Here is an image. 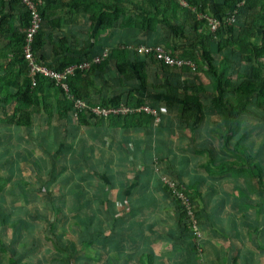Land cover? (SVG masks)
I'll return each mask as SVG.
<instances>
[{
    "label": "trees",
    "instance_id": "16d2710c",
    "mask_svg": "<svg viewBox=\"0 0 264 264\" xmlns=\"http://www.w3.org/2000/svg\"><path fill=\"white\" fill-rule=\"evenodd\" d=\"M44 1L42 0L39 8L41 27L32 43L36 59L55 70H64L67 66L85 61H89L91 66L88 69H77L68 78L69 94L73 97L58 86L54 79L43 75L38 74L36 84L33 85L24 56L25 28L32 20L30 10L22 0H0V125L23 128L33 126L35 114L39 112L40 107L45 103L44 107H52V102L47 96L52 89L56 91L55 101L61 106L48 118L49 126L70 122L76 112V118L79 120L111 119L114 125L124 124L126 127L151 125L156 119L155 115L145 111L98 116L87 108L77 109L75 102L78 99L87 101L89 105L99 102L98 104L105 107L121 104L131 107L149 105L158 111L164 105L169 112L176 107V99H179L183 104L182 120L188 122L205 117L203 110L206 106L202 99L210 97L207 107L216 113L215 122L220 121L217 131L221 135V147L228 154L239 158L225 155L217 161L216 155L213 154L209 162L213 165L216 163L222 177H237L247 171L251 177L247 182L249 189L244 190L246 192L237 189L238 193H233V206L239 211L233 233L219 228L224 241L232 249V254L223 258L215 252L218 242L212 237V232L205 234L202 231L201 239L193 236L186 207L166 184V190L179 209V238L188 247L189 261L192 264H226L227 260H230L231 264H260L258 261L254 263L255 257L252 254L264 250V167L257 160L254 162L252 150L244 138L250 136L255 130L254 126L257 127L256 132L262 130L261 133L264 134V0H184L186 4H183L182 0H71L66 4L70 13L74 12V9L84 15L89 13L93 22L98 23L95 38L97 43L94 44L95 47H91L90 40L79 43V39L75 38L76 46L81 48V52L86 50L85 55L62 58L51 63L52 60L48 59L45 53L54 37L46 30V22L53 26L55 18L50 15L51 4L48 5V2ZM235 10L237 12L232 22L224 19ZM202 15L217 17L222 23L216 30H212L208 20ZM56 22L55 27H59L60 23ZM112 28H134L144 34L162 30L161 38L156 43L163 45L174 55L191 59L196 67L192 69L188 66L163 64L152 55L137 53L134 49L137 46H129L132 50L110 53L100 62H95L94 59L99 54L96 48L100 43V33ZM62 41L68 42L70 47L75 45L68 35L63 36ZM53 46L56 45L53 43ZM92 49L96 51L90 52ZM72 51L76 53L75 48H65L57 52V56ZM151 64L157 65L158 71L179 83L162 86L166 90L161 92L165 97L164 102L162 99L153 102L154 96L151 93L160 86L152 84L154 89L150 90V75L147 69ZM113 67L118 77L124 80L130 82L138 78L141 89L137 87L131 90L128 97L119 94L96 99L94 102L90 98L95 92L92 94L87 86L96 87L99 79L109 83L105 74L111 72ZM119 82L123 86V82ZM179 88L184 92L180 93ZM190 90L197 93L189 94ZM253 115L256 116V122L251 119ZM80 167L85 169L86 165ZM68 169L72 170L71 165L65 164L63 170ZM56 171L48 173L44 187H47L45 185L50 178H56ZM0 173L1 177L5 175V182L0 183V264H156L158 256L154 251H142L143 258L136 247L129 248L128 243L125 244L122 240L109 239L103 230H93V219L87 220V214L65 211L66 201L77 199L71 195L66 196V192L62 196H56L53 190H49L46 197L30 198L31 204L36 207L27 214L13 213L7 206L12 193L6 186V181L11 178L10 170ZM237 179L240 180L239 177L230 180ZM71 180L72 178H65L61 188L66 189ZM78 185L71 188L79 189L83 186ZM233 185L234 181L226 180L225 186L233 188ZM17 186L20 188L16 189L21 191L14 190L23 193L24 188L18 184ZM179 187L184 188L181 184ZM184 189L197 215L195 201L190 192ZM25 199L28 197L24 196L23 200ZM40 200L43 209L39 207ZM82 217L83 221L80 220ZM113 219L119 218L117 216ZM198 220L200 221V218ZM81 225L86 227L81 228ZM100 237L102 240L109 239L115 249L114 254L102 249L108 256L104 262L103 252L102 255H96L94 260L85 257L86 243H91L94 247L101 245L98 241ZM259 261L264 264V259ZM159 264L168 262L160 259Z\"/></svg>",
    "mask_w": 264,
    "mask_h": 264
},
{
    "label": "crops",
    "instance_id": "0c3cea01",
    "mask_svg": "<svg viewBox=\"0 0 264 264\" xmlns=\"http://www.w3.org/2000/svg\"><path fill=\"white\" fill-rule=\"evenodd\" d=\"M46 1L48 5L51 4V18H55L53 26L46 22V30L54 37L45 53L47 58L52 60L50 63L62 58L83 57L86 50L81 52V48L76 46L75 38L79 39V43L90 40L89 44L92 47L97 43L95 38L98 23L93 22L89 13L84 15L75 9L70 13L66 4L71 0H45L44 3ZM56 21L60 23L59 27H55ZM161 33L162 30L144 34L134 28L108 29L101 31L98 41L100 43L96 50L99 51L98 56L106 51L109 56L110 53H118L121 50H132L133 48L129 46L156 45ZM65 35L71 37L75 45L70 47L68 42L62 41ZM53 43L56 46H53ZM65 48H75L76 53L72 51L57 56V52ZM96 50L92 49L90 52ZM147 71L150 75V90L154 89L152 84L160 86L151 93L154 96L153 102L165 100L161 92L166 90L162 86L179 84L176 79H170L167 74L158 71L155 64H151ZM118 76L113 67L111 72L105 74V79L109 83L99 79L98 87L87 86L92 94L95 92L90 99L95 102L96 99L119 94L128 97L131 90L137 87L141 89L142 85L138 78L129 82ZM119 81L123 82V86ZM178 91L184 92L182 88ZM192 92L195 91H188L189 94H193ZM47 96L52 102V107H44L46 103L40 107L39 112L35 114L33 126L27 128L16 126L19 129L12 130L10 125H0L1 131L14 133L12 137L14 140L8 142L14 150L15 164L8 168L11 178L6 181L7 189L12 192L7 206L14 209L13 213L24 214L28 206L36 207L31 204L30 198L46 197L49 190L56 192V196H62L60 191H66V196L71 195L77 199L72 202L66 201L65 211L87 214V220L93 219V230H103L109 239L122 240L125 244L128 243L129 248L136 247L140 255L142 251H154L158 256L156 264L160 263V259L167 261L168 264H192L189 261V249L179 238L181 233L179 209L166 190V183L163 181V177L166 176L190 192L195 201L202 231L205 234L212 232V237L218 242L215 246L216 254L223 258H228L227 255L232 254V249L224 241L219 228H225L226 232L235 230L239 211L233 206L235 205L233 195L238 193L237 189L248 190L247 182L251 177L245 171L244 174L237 176L240 180H230L237 177L232 175L222 177L216 163L213 165L209 162L213 154L216 155L217 161L223 159L225 155L239 158L228 154L221 147L222 139L217 131L220 121L215 122L216 113L207 107L210 97L202 99L206 106L203 110L205 117L202 120L183 121L181 117L183 104L176 99L178 103L171 112L164 105L161 106L162 113L153 124L126 127L124 124L114 125L111 119L94 121L89 118L87 121L79 120L74 117L75 115L70 122L49 126L48 118L54 111L60 109L61 104L55 101L57 95L54 89ZM170 99L174 100L171 97ZM65 164L71 165L72 170H63ZM83 165H86L85 169H81L80 166ZM52 170H57L58 174L53 180L50 178L45 185L47 187H44L43 183L47 180L45 178ZM65 178L72 180L63 190L61 186ZM226 180L234 181V187L225 186ZM17 184L24 188L23 193H18L21 190L16 189L20 188ZM78 184L83 185L82 188H71L79 186ZM241 187L243 188L240 189ZM24 196L28 197L25 201ZM42 206L40 200L39 207L43 209ZM117 216L118 220L113 219ZM257 218H260L259 213ZM80 220L83 221L84 218ZM213 224L216 225L212 228ZM109 239L103 238L101 241L103 246H93L95 250L90 259L94 260L96 255H102L103 252L104 262L108 257L104 251L115 253ZM252 255L255 261L262 262L259 260L264 259V250L255 251ZM141 257L144 258L143 255ZM226 264H231L230 260H227Z\"/></svg>",
    "mask_w": 264,
    "mask_h": 264
},
{
    "label": "built area",
    "instance_id": "2783aa9c",
    "mask_svg": "<svg viewBox=\"0 0 264 264\" xmlns=\"http://www.w3.org/2000/svg\"><path fill=\"white\" fill-rule=\"evenodd\" d=\"M22 2L30 10L31 19H32L31 24L25 28L26 38H25V46H24V56L28 64L29 74L33 80V85L36 84V76L39 74L54 79L56 84L60 86L67 94H69L70 89L67 81L68 78L71 75H73L77 69H88L91 66L90 62L85 61L79 64H73L67 66L64 70H55L44 63H40L36 59L35 54L33 52L32 43L36 33L41 27L42 18L40 15L39 8L43 2L42 0H22ZM182 3L186 4L184 0H182ZM236 12L237 10H235V12H233L232 14L229 13L228 17L224 19L228 20V22H232L235 19ZM202 17H205L208 20L212 30H216L222 23V21H220L219 18L214 16L202 15ZM135 50L137 51V53L141 55H152L155 57L156 60L169 66H175V67L188 66L192 69H195L196 67L195 63L191 59L174 55L161 44H157V45L143 44L137 46ZM107 55L108 53L106 51L101 56H96L94 61L100 62ZM69 96L73 97L71 96V94H69ZM75 107L77 109L87 108L88 110H91L94 114L104 117H108L113 114H127L130 112L145 111L147 113L155 115L156 120L159 119V112L162 111V109L158 111V109H155L147 105H143L139 107H131L124 104H121L119 106H110V107H105L100 104L89 105L87 101H84L82 99L76 100ZM77 116H78V112L75 113V117ZM163 181L170 187V189L177 196V198L180 199L181 204L184 207H186V212L190 218L191 231L193 236H196L197 239H201L202 229L200 227V223L196 215L195 208H193V203L186 195V193L181 188H179L178 184L175 181L170 180L166 176L163 177Z\"/></svg>",
    "mask_w": 264,
    "mask_h": 264
},
{
    "label": "rangeland",
    "instance_id": "374dc122",
    "mask_svg": "<svg viewBox=\"0 0 264 264\" xmlns=\"http://www.w3.org/2000/svg\"><path fill=\"white\" fill-rule=\"evenodd\" d=\"M251 119L253 122L257 121L256 116H254V115L251 116ZM10 127H12V130L19 129L16 126H10ZM254 129L255 130L250 134V136H246L244 138V140L246 141V144H248L252 150L251 152L253 153L254 162L257 160V162L260 163L261 165H263V167H264V134L261 133V132H263L262 130L259 132H256L257 131L256 126H254ZM13 134H14L13 131H7V130L1 131L0 130V142L2 144V146H0V172L4 171L6 173L8 171V168H10L11 165L15 164V160L13 157L14 150L8 142V141L14 140V138H12V137H14ZM0 175H1V173H0ZM247 176H248V174H247ZM4 177H5V175L3 177L0 176V183L5 182ZM60 192L62 194H64L66 191H60ZM54 193L56 194V192H54ZM51 196L54 197V195H51ZM58 199H60V198H58ZM21 206L24 207L23 205H21ZM10 209L14 210L12 208H10ZM31 209H33V207L28 206V210L25 212V214H27L28 211ZM20 211H21V209H20ZM101 240H102V238L100 237V239L98 241L101 242ZM101 245H102V243H101ZM94 250H95V248L93 247V245L91 243H86L85 256L87 258H90L93 255ZM254 263H257V261H255ZM260 264H262V263L260 262Z\"/></svg>",
    "mask_w": 264,
    "mask_h": 264
}]
</instances>
